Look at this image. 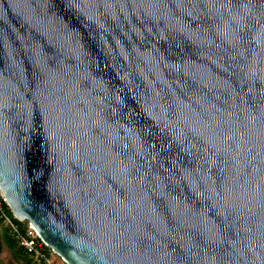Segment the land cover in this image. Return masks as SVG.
Returning <instances> with one entry per match:
<instances>
[{"label": "water", "instance_id": "95a60500", "mask_svg": "<svg viewBox=\"0 0 264 264\" xmlns=\"http://www.w3.org/2000/svg\"><path fill=\"white\" fill-rule=\"evenodd\" d=\"M0 191L67 264H264V0H0Z\"/></svg>", "mask_w": 264, "mask_h": 264}, {"label": "built area", "instance_id": "2783aa9c", "mask_svg": "<svg viewBox=\"0 0 264 264\" xmlns=\"http://www.w3.org/2000/svg\"><path fill=\"white\" fill-rule=\"evenodd\" d=\"M3 202H6V200L0 191V211L2 216L7 221V225L16 234V237L18 238L19 243L24 248V250L40 264H55L52 258V255L55 253V251L41 238L37 229L28 221L29 225L26 226L24 224L25 232H22L16 222L7 215L6 210L3 207ZM21 221L24 223L25 220Z\"/></svg>", "mask_w": 264, "mask_h": 264}, {"label": "trees", "instance_id": "16d2710c", "mask_svg": "<svg viewBox=\"0 0 264 264\" xmlns=\"http://www.w3.org/2000/svg\"><path fill=\"white\" fill-rule=\"evenodd\" d=\"M3 207L6 210V213L9 217L16 222V224L20 227L22 232H25V225L24 223L16 218L12 212V210L8 207L6 202H3ZM4 221V217L0 211V222ZM4 241L9 246V248L15 252L16 255H19L25 262L24 264H40L37 260H35L29 253H27L24 248L20 245L16 234L11 230L9 226L4 228ZM2 252V247L0 243V254Z\"/></svg>", "mask_w": 264, "mask_h": 264}, {"label": "rangeland", "instance_id": "374dc122", "mask_svg": "<svg viewBox=\"0 0 264 264\" xmlns=\"http://www.w3.org/2000/svg\"><path fill=\"white\" fill-rule=\"evenodd\" d=\"M10 208V207H9ZM29 220H25L24 224L29 225ZM7 221L4 219L3 222H0V243L2 247V252L0 254V264H24V260L13 252L9 246L4 241V228L7 227ZM53 261L55 264H67V262L57 253L52 255Z\"/></svg>", "mask_w": 264, "mask_h": 264}, {"label": "bare ground", "instance_id": "6f19581e", "mask_svg": "<svg viewBox=\"0 0 264 264\" xmlns=\"http://www.w3.org/2000/svg\"><path fill=\"white\" fill-rule=\"evenodd\" d=\"M2 195H3V197L5 198V195H4V192H2ZM22 220H29V219H22ZM29 222H30V220H29ZM57 253V252H56ZM58 254V253H57ZM59 255V254H58ZM61 256V255H60ZM62 257V256H61ZM63 258V257H62ZM64 259V258H63Z\"/></svg>", "mask_w": 264, "mask_h": 264}]
</instances>
